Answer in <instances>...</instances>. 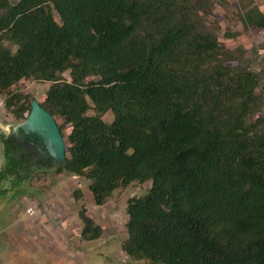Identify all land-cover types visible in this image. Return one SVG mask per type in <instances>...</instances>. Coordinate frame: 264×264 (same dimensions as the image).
<instances>
[{
  "label": "trees",
  "instance_id": "obj_1",
  "mask_svg": "<svg viewBox=\"0 0 264 264\" xmlns=\"http://www.w3.org/2000/svg\"><path fill=\"white\" fill-rule=\"evenodd\" d=\"M237 16L264 29L253 0ZM29 78L50 82L39 103L62 118L61 134L70 126L56 171L86 178L96 205L150 182L126 201L128 256L264 264V55L224 47L195 0H0V95L17 122L32 99L9 90ZM0 140V184L27 181ZM78 215L80 236L99 238L85 208Z\"/></svg>",
  "mask_w": 264,
  "mask_h": 264
},
{
  "label": "rangeland",
  "instance_id": "obj_2",
  "mask_svg": "<svg viewBox=\"0 0 264 264\" xmlns=\"http://www.w3.org/2000/svg\"><path fill=\"white\" fill-rule=\"evenodd\" d=\"M17 0H11L15 3ZM240 0H195L199 12L211 28H216L220 43L226 48L243 46L248 54L257 50L264 55V29H244L237 12ZM264 13V0H253ZM226 32L237 33L234 37ZM10 46V44H9ZM69 78L68 73H64ZM48 81L21 79L10 87V92L20 91L41 102L49 86ZM7 92L0 95V139L7 136V128L17 122L5 104ZM264 110L259 113L263 114ZM112 120L110 111L104 114ZM58 125L61 117H55ZM70 126L62 127L66 138ZM4 163V145L0 140V167ZM89 181L65 170L36 169L27 181L11 185L2 181L0 187V264H47L45 259L64 256L65 264H150L145 259H134L121 248L126 238V201L131 196L146 192L150 182H133L115 190L102 205H96L88 188ZM79 189V199L73 192ZM85 208L102 228L94 240L80 236L82 222L78 212ZM32 210L31 213L27 209ZM35 219V225L29 221ZM35 238V239H34ZM47 240V241H46ZM34 241V242H33ZM49 249V250H48Z\"/></svg>",
  "mask_w": 264,
  "mask_h": 264
},
{
  "label": "water",
  "instance_id": "obj_3",
  "mask_svg": "<svg viewBox=\"0 0 264 264\" xmlns=\"http://www.w3.org/2000/svg\"><path fill=\"white\" fill-rule=\"evenodd\" d=\"M7 134L17 144L35 147L41 158L50 157L52 167L67 162L63 136L55 118L35 99L30 101V110L25 119L10 125Z\"/></svg>",
  "mask_w": 264,
  "mask_h": 264
},
{
  "label": "flooded vegetation",
  "instance_id": "obj_4",
  "mask_svg": "<svg viewBox=\"0 0 264 264\" xmlns=\"http://www.w3.org/2000/svg\"><path fill=\"white\" fill-rule=\"evenodd\" d=\"M12 143V152H16L17 155L20 157V159L23 161V170L21 171V178H30L31 174L36 169H56L58 166H51V158H41L39 153L37 152V149L35 147L28 148L24 146L23 144H17L15 139L11 136H6ZM20 178V179H21ZM22 180V179H21ZM18 180V181H21ZM10 184L11 182L8 181ZM23 182V181H22ZM20 182V183H22ZM12 185V184H11Z\"/></svg>",
  "mask_w": 264,
  "mask_h": 264
},
{
  "label": "crops",
  "instance_id": "obj_5",
  "mask_svg": "<svg viewBox=\"0 0 264 264\" xmlns=\"http://www.w3.org/2000/svg\"><path fill=\"white\" fill-rule=\"evenodd\" d=\"M34 223H35V219L32 218V220L29 221V225H31V224L35 225ZM45 259H47V264H65L64 256H59V257L52 256L51 257V255L49 254Z\"/></svg>",
  "mask_w": 264,
  "mask_h": 264
},
{
  "label": "built area",
  "instance_id": "obj_6",
  "mask_svg": "<svg viewBox=\"0 0 264 264\" xmlns=\"http://www.w3.org/2000/svg\"><path fill=\"white\" fill-rule=\"evenodd\" d=\"M27 212H28V213H31V212H32V210H31L30 208H28V209H27Z\"/></svg>",
  "mask_w": 264,
  "mask_h": 264
}]
</instances>
